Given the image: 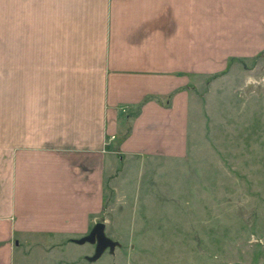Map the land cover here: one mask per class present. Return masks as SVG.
<instances>
[{
    "label": "crops",
    "instance_id": "0c3cea01",
    "mask_svg": "<svg viewBox=\"0 0 264 264\" xmlns=\"http://www.w3.org/2000/svg\"><path fill=\"white\" fill-rule=\"evenodd\" d=\"M9 32L0 264L88 235L125 159L186 157L195 82L264 53V0H10Z\"/></svg>",
    "mask_w": 264,
    "mask_h": 264
},
{
    "label": "rangeland",
    "instance_id": "374dc122",
    "mask_svg": "<svg viewBox=\"0 0 264 264\" xmlns=\"http://www.w3.org/2000/svg\"><path fill=\"white\" fill-rule=\"evenodd\" d=\"M9 23L0 0V52ZM189 128L186 157L125 159L113 179L127 183H107L98 223L113 252L91 261L89 234L30 239L14 264H264V53L195 82Z\"/></svg>",
    "mask_w": 264,
    "mask_h": 264
},
{
    "label": "water",
    "instance_id": "95a60500",
    "mask_svg": "<svg viewBox=\"0 0 264 264\" xmlns=\"http://www.w3.org/2000/svg\"><path fill=\"white\" fill-rule=\"evenodd\" d=\"M86 242L96 244V253L94 257L91 258V261L98 260L107 249L113 252L118 246L117 242L107 237L104 223H98L89 235L80 241V244H84Z\"/></svg>",
    "mask_w": 264,
    "mask_h": 264
}]
</instances>
